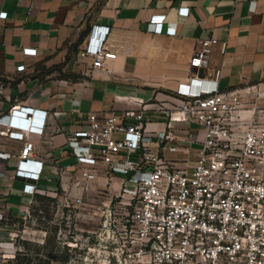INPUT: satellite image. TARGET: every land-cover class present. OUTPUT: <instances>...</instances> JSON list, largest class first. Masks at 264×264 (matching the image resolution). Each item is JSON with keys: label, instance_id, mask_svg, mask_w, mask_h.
<instances>
[{"label": "crops", "instance_id": "crops-1", "mask_svg": "<svg viewBox=\"0 0 264 264\" xmlns=\"http://www.w3.org/2000/svg\"><path fill=\"white\" fill-rule=\"evenodd\" d=\"M182 7L190 8L188 16L179 14ZM1 12L7 17H0V118L16 104L50 114L35 151L45 165L34 195L24 193L25 181L15 175L22 142L0 134V222L22 218L40 198H96L102 192L95 188L106 184L123 190L124 177L111 176L105 168L88 190L58 174L81 166L63 147L70 132L88 128L91 113L102 119L112 110L140 108L130 97L143 100L150 110L178 109L185 99L179 85L199 73L213 79L217 70L220 90L254 87V100L264 103L257 99L264 95V0H0ZM163 14L164 28L176 25V35L152 31L153 16ZM94 25L109 28L106 45L117 54L100 68L93 67L86 51ZM207 37L225 42L226 49L218 44L210 65L197 70L190 61L199 40ZM25 48L37 54H26ZM20 65L25 69L19 70ZM147 121L148 130H174L177 136L165 150L152 143L153 151L176 166L192 165L201 147L192 136H204L200 124L169 126L160 112L148 114ZM115 195L126 208L129 193L112 192L111 198Z\"/></svg>", "mask_w": 264, "mask_h": 264}, {"label": "built area", "instance_id": "built-area-1", "mask_svg": "<svg viewBox=\"0 0 264 264\" xmlns=\"http://www.w3.org/2000/svg\"><path fill=\"white\" fill-rule=\"evenodd\" d=\"M189 7L179 8L188 16ZM1 18L7 12L0 13ZM166 15H155L151 29L155 33L176 35L177 26L164 24ZM109 28L94 25L86 51L93 67L100 68L117 54L109 51ZM226 43L217 38L199 40L190 64L197 70L207 68L214 48ZM36 55L37 49L25 48ZM24 70L25 65L18 66ZM221 70L209 79L197 74L179 85L185 99L175 110H150L145 102L130 95L140 108L122 112L112 110L102 119L91 113L85 129L70 132L63 147L81 165L58 172L75 186L88 190L98 170L124 177L123 191L129 193L124 208L123 235L117 253L108 256L117 264H264V103L252 94L254 87L220 90ZM264 95H257V99ZM160 112L175 122L198 123L204 136L192 165L176 166L160 152L175 143L174 130L152 131L147 115ZM48 110L16 104L0 118V134L22 142L15 175L25 181L24 193L34 195L37 182L44 176L45 161L35 154L48 125ZM131 123H127V120ZM116 133L122 137L115 136ZM191 149V144L189 146ZM176 151L177 147L172 146ZM9 157V153L2 154ZM67 201L84 204L82 198ZM27 209L22 216L30 215Z\"/></svg>", "mask_w": 264, "mask_h": 264}, {"label": "rangeland", "instance_id": "rangeland-1", "mask_svg": "<svg viewBox=\"0 0 264 264\" xmlns=\"http://www.w3.org/2000/svg\"><path fill=\"white\" fill-rule=\"evenodd\" d=\"M95 190L102 194L84 204L40 198L26 218L1 221L0 264H117L110 258L121 246L125 206L111 196L124 191Z\"/></svg>", "mask_w": 264, "mask_h": 264}]
</instances>
